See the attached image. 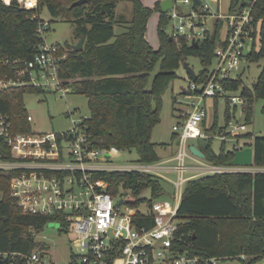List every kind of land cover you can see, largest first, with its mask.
I'll use <instances>...</instances> for the list:
<instances>
[{"label": "trees", "instance_id": "1", "mask_svg": "<svg viewBox=\"0 0 264 264\" xmlns=\"http://www.w3.org/2000/svg\"><path fill=\"white\" fill-rule=\"evenodd\" d=\"M78 0H38L37 12L46 9L56 20L70 23L77 39L83 38L82 51L67 55L60 62L59 77L71 93L87 99L88 117L82 127L89 146L94 149L115 147L121 151H134L137 163L152 164L160 159L156 145L151 142L153 128L160 123L163 96L177 79L176 71L187 57L198 58L202 69L197 82L205 79L214 51L221 42L223 22L216 20L211 32L192 46L186 37L175 38L165 32L169 17L156 2L159 14L155 50L146 41L147 22L151 15L142 0H86L71 8ZM119 2L131 4L129 20L116 16ZM245 0H230L228 11L240 10ZM196 9V8H195ZM32 12L0 1V72L11 75L13 66L5 60H30L37 53L40 38L36 23L27 18ZM251 35L253 49L247 55L249 63L264 61V0H257L252 8ZM122 27L115 33V26ZM80 55V57H79ZM156 70V73H154ZM154 73V75H152ZM246 99L244 123L252 118L253 105L262 101L264 114V65L251 88L243 87L241 77L229 80L226 89L238 91ZM37 88H18L0 92V113L7 116L12 133H28L31 125L26 121L28 112L24 100L27 94H41ZM217 99L213 100L214 107ZM225 105L224 125H217L214 112L210 125L202 123L204 133L217 135L225 132L230 114ZM225 134V133H224ZM247 133L237 138L245 140L243 146L253 149V165L264 166V138ZM176 136L172 141H176ZM199 150L207 162L228 165L237 145L227 149L220 142L217 152L213 139H201ZM1 160L9 159V152L0 140ZM13 172L0 170V252L29 254L41 252L44 245L35 241L32 233H41L48 223L60 224V232L71 230L69 222L60 217L23 214L10 195ZM96 178L108 184L107 192L116 196L127 191L136 198L133 206L151 204L166 196L162 180L138 172H99ZM161 180V181H160ZM148 190L149 199L141 198ZM179 233H190L189 252L203 258H230L239 264H254L264 259V174L224 173L204 176L186 182L177 210ZM195 235L193 239L192 236ZM243 257L242 260L240 258ZM0 264H7L0 261Z\"/></svg>", "mask_w": 264, "mask_h": 264}, {"label": "built area", "instance_id": "2", "mask_svg": "<svg viewBox=\"0 0 264 264\" xmlns=\"http://www.w3.org/2000/svg\"><path fill=\"white\" fill-rule=\"evenodd\" d=\"M0 1L4 5H16L21 10L32 12L27 18L36 23V32L41 40L37 53L30 60L3 62L13 68L11 75L0 72V92L37 88L44 92H60L63 96L71 93V88L65 87L59 77L60 62L65 54L59 53V42L46 41L45 34L51 21L43 19L42 12H37L38 0ZM256 1L245 0L246 5L240 10L210 13L207 5L201 4L200 0L196 6H193L192 0H173L174 8L167 14L169 19L177 21L171 29L175 38L184 36L190 44L192 41L199 43L207 32L212 31L216 20L223 22V28L222 43L214 51L205 79L199 83L189 79L187 88L183 90L188 101L186 110L178 114V121L172 126L177 139L170 163L114 165L110 160L120 155L118 149H94L89 146L82 127L87 117L77 123L71 121L72 128L67 132L30 130L28 133H12L7 116L0 113V140L9 152L8 160L0 159V170L14 173L10 179V195L23 214L60 217L70 223L73 235L70 243L76 252L70 253L67 264H220L237 261L192 256L188 242L191 234L179 233L177 210L189 180L224 173L264 174V166L207 162L191 154L188 145L189 140L211 139L214 136L221 142L236 141L247 134L246 124L239 121L229 120L225 134L217 135L204 133L202 123L207 116L205 100L218 98L224 100L228 112L240 105L244 121L246 99L240 92L234 94L227 90L226 85L229 80L241 77L233 72L242 62L249 64L247 55L254 44L251 11ZM176 3L190 6L191 10L183 13ZM207 20L212 22L211 29L206 27ZM67 114L70 117V113ZM26 121L31 123V116H26ZM243 147L247 146L237 145L233 152ZM99 172H138L162 179L172 187L173 193L168 196L171 202L141 203L147 205L142 211L139 205H132L135 201L126 200L127 191L122 190L116 196L108 193V184L96 178ZM170 175L174 178L170 179ZM32 235L36 238L37 233ZM45 252H0V261L7 264H59L49 260Z\"/></svg>", "mask_w": 264, "mask_h": 264}, {"label": "rangeland", "instance_id": "3", "mask_svg": "<svg viewBox=\"0 0 264 264\" xmlns=\"http://www.w3.org/2000/svg\"><path fill=\"white\" fill-rule=\"evenodd\" d=\"M161 0H142L144 7L149 8L151 15L147 22L146 28V41L153 49H157L159 46V41L157 37V25L159 14L155 8L156 2ZM230 0H200L201 4H206L209 8L210 13H226L229 7ZM176 6L183 12H189L191 10L190 6H183L176 3ZM116 16H123L126 20H129L131 15V4L128 2H119L116 6ZM43 19L51 21L50 29L45 34L47 42H59L61 46H64L67 55L72 52L73 46H75L79 39L74 35V27L65 21L53 19L48 11L44 9L41 13ZM177 23L176 20L169 19L167 26L165 27V32L169 34L171 32L172 26ZM211 20L206 21V27L211 29ZM115 33H119L122 27L116 25ZM250 42H248L249 44ZM84 45V44H83ZM82 45V46H83ZM66 56V54H65ZM193 72L198 75L202 66L198 58L187 57L185 62ZM264 65V61H259L258 63H241L239 68L233 72L234 75H240L242 79L243 87L251 88L254 83H256L257 78L261 72ZM156 73V70L155 72ZM154 73L152 75H154ZM177 79L172 83L171 87L162 100V107L160 113V123L154 127L153 142H157V149H160V141H164L169 138L170 133H172V126L177 123V116L181 111L186 110L187 99L183 94V90L187 88V82L189 81V76L185 71L183 63L180 64L176 71ZM238 91H232L234 94H238ZM26 104L34 102L35 107L28 112L31 116L32 122L31 130L33 132H44V133H61L67 132L72 128L71 121L75 123L79 122L81 118L88 117V107L87 99L75 93H67L63 96L60 92L53 90L45 91L41 94H27L24 97ZM205 105L207 109L206 122L208 125L213 120L214 112L217 115V125L219 127L224 125V115H225V102L221 98L217 99L216 105L214 107L213 100L206 99ZM262 101L257 100L253 105L252 118L250 123L246 124V131L253 135V137L264 136V114L261 112ZM230 120L232 122L239 121L243 122V116L241 114L240 105L236 108L230 109ZM70 113V117H67ZM203 129V128H202ZM212 143V148L215 152L218 151L220 140L215 136ZM201 139L189 140L188 145H193L200 147ZM245 140H240L238 145H243ZM237 145L236 141H227L225 146L227 149L232 148V146ZM244 148V147H243ZM111 163L118 166H131L137 164V155L134 151H121L117 158L111 159ZM170 179L174 178V175L169 176ZM162 180V179H161ZM160 180V181H161ZM161 184L164 188V193L166 197L159 198L155 201H170L171 193H173L172 187L168 182L162 180ZM126 200L134 202L137 200L130 194L125 196ZM141 198L149 199L150 193L145 190L141 194ZM146 204H139V209L144 211L146 209ZM73 235L71 230L68 232H60V227L56 223H48L43 231L37 234L35 241L44 245V250L46 257L59 264H67L70 260V253H75L76 249L71 242ZM220 264H239L237 261H226ZM254 264H264V259L254 263Z\"/></svg>", "mask_w": 264, "mask_h": 264}, {"label": "water", "instance_id": "4", "mask_svg": "<svg viewBox=\"0 0 264 264\" xmlns=\"http://www.w3.org/2000/svg\"><path fill=\"white\" fill-rule=\"evenodd\" d=\"M86 0H78L74 3L71 4V8L75 7V6H79L83 3H85ZM193 2V6H196L199 4V0H192ZM174 8V3L173 0H161L160 1V10L162 13H167L168 11H170L171 9ZM83 38H80L78 43L73 46V51L80 53L82 51V45H83ZM192 46H197V43L192 41L191 42ZM80 57V55H79ZM183 66L185 68L186 73L189 76V79L192 82H195L197 79V75L193 72V70L186 64L183 63ZM183 94H185V92H183ZM35 107L34 102H30L29 104L26 105L25 110L29 111L31 109H33ZM189 151L191 152V154L201 158V159H205L204 154L201 152V150H199L197 147L190 145L189 146ZM0 153H1V149H0ZM230 165H237V166H251L253 164V149L249 146L244 147L240 150H236L233 152V158L229 163ZM122 202L120 201L119 204H121ZM192 238H195V235L193 234Z\"/></svg>", "mask_w": 264, "mask_h": 264}, {"label": "crops", "instance_id": "5", "mask_svg": "<svg viewBox=\"0 0 264 264\" xmlns=\"http://www.w3.org/2000/svg\"><path fill=\"white\" fill-rule=\"evenodd\" d=\"M153 130H154V128H153ZM153 130H152V133H151V142L156 145L155 151H156V154L158 155V157L160 159L159 162L170 163V161L172 160V158H173V156L175 154V151H176V141L175 140L172 141V137L174 136L173 132L170 133L169 138L165 139L164 141H160L159 144H160V149L161 150H158L157 149L158 143L157 142H153V134H154ZM195 147H197V146H195Z\"/></svg>", "mask_w": 264, "mask_h": 264}]
</instances>
